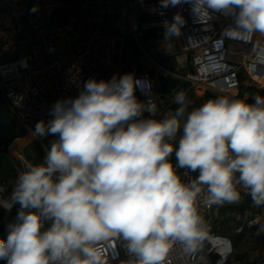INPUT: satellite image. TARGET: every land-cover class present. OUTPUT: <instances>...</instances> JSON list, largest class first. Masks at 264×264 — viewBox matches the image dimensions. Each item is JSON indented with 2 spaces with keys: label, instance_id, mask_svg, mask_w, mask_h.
Returning a JSON list of instances; mask_svg holds the SVG:
<instances>
[{
  "label": "clouds",
  "instance_id": "9594fccd",
  "mask_svg": "<svg viewBox=\"0 0 264 264\" xmlns=\"http://www.w3.org/2000/svg\"><path fill=\"white\" fill-rule=\"evenodd\" d=\"M185 3L201 22L231 17L223 31L232 39L264 36V0H160V7ZM185 24L177 12L163 22V38L179 37ZM137 89L149 94L151 83L134 73L89 79L78 96L55 102L51 120L36 123V137L57 139L42 163L19 173L3 205L8 212L18 205L0 238L5 264H106L99 245L112 239L124 242L126 264H165L175 245L194 253L207 238L202 193L208 206L247 195L264 208V98L219 96L187 111L180 91L175 113L158 120ZM178 169L197 175L185 181Z\"/></svg>",
  "mask_w": 264,
  "mask_h": 264
},
{
  "label": "built area",
  "instance_id": "2783aa9c",
  "mask_svg": "<svg viewBox=\"0 0 264 264\" xmlns=\"http://www.w3.org/2000/svg\"><path fill=\"white\" fill-rule=\"evenodd\" d=\"M0 0V93L11 118L24 131L23 144H16L18 152L10 154V161L21 173L26 161L21 157L23 147L39 143L45 154L49 147L45 142L57 136L36 137L33 134L39 121L51 120V109L58 100L75 98L89 79L110 80L114 75L134 73L137 79L151 83L149 94L136 90L140 101L156 106L157 119L169 112L170 94L159 104L155 96L152 72L170 76L189 83L188 89H202L216 96L233 97L242 78L264 81V36L256 34L249 41L230 38L224 33L231 17L213 13L210 22H201L192 12L190 4L162 9L160 0ZM65 11L66 19L60 24L54 21V11ZM181 13L186 24L181 35L174 37L173 51L152 57L138 34L160 28L165 20ZM131 37L141 55H132L125 61V43ZM163 38L149 39L158 42ZM147 40V41H149ZM146 42V41H144ZM159 58L168 59L163 64ZM186 89L183 92L186 93ZM145 113V117H148ZM17 154V155H16ZM175 164V162H173ZM185 181L195 178L194 173L178 169ZM0 185V208L4 211V223L0 238H6L5 225L14 216L3 206L10 202L4 197ZM207 193L200 197V211L205 217L209 232L202 247L194 253H185L175 245L165 264H226L233 254L230 238L223 232L220 209L227 205L206 203ZM247 195H243L245 197ZM264 222L262 214L235 228L236 233L248 231ZM106 264H126L130 259L121 239L100 242ZM251 264H264V256Z\"/></svg>",
  "mask_w": 264,
  "mask_h": 264
},
{
  "label": "trees",
  "instance_id": "16d2710c",
  "mask_svg": "<svg viewBox=\"0 0 264 264\" xmlns=\"http://www.w3.org/2000/svg\"><path fill=\"white\" fill-rule=\"evenodd\" d=\"M59 22L61 24L64 21L60 20ZM138 38L142 41H147L149 39L163 38V29L160 28L149 29L147 31L139 33ZM152 75L154 77V72H152ZM188 87H189V83L186 81H179L171 78L170 76H166L163 74H158L157 76V89L159 94L162 97H165V95L170 94V100L172 101H173V97L176 95L177 92L183 91L185 89L187 90ZM186 96L188 101H190L187 111H191L193 108L201 106L205 100L202 97H197L192 89H188L186 91ZM205 96L207 98L209 97L211 98L213 95L207 92ZM258 96L264 98V91L263 92L261 91L258 94ZM177 107L178 105L172 103L170 109L175 112ZM23 133H24L23 129L11 118L9 110L0 93V185L13 182L12 173L15 172V170L13 164L9 161V159L6 156L7 146L15 138L21 137ZM27 148L28 147L24 148V155L26 159L29 162H31L32 165L39 164V161L41 160L43 153L40 151L36 154V156L30 155ZM170 159L173 162H175L174 154ZM4 197L8 198L9 195L4 193ZM255 208L256 207L252 205L250 196L243 197L241 202L238 204H227L226 206L221 208L220 215L223 218V233L227 235L225 229H227L226 227L228 226L229 222H234L237 225L244 224V222L247 221V220L245 221V219L243 220L244 213L246 211H251ZM15 210H16V206H13L11 208L13 214H15ZM252 215L253 214H251V218L253 217ZM4 217H5L4 211L0 208V229L3 226ZM261 225H264V222H260L257 226L253 227L248 231L241 232L240 233L241 240H244L248 234L257 236L258 241L261 242L264 248V232L259 231ZM0 264H5V261L0 260Z\"/></svg>",
  "mask_w": 264,
  "mask_h": 264
},
{
  "label": "rangeland",
  "instance_id": "374dc122",
  "mask_svg": "<svg viewBox=\"0 0 264 264\" xmlns=\"http://www.w3.org/2000/svg\"><path fill=\"white\" fill-rule=\"evenodd\" d=\"M64 1L63 4L66 3L65 7H68L67 3L73 0H61ZM52 19L54 21H60V20H65L66 19V13L64 11L60 12V11H54L53 15H52ZM155 40H149L146 42H142L143 45L145 46L147 52L152 55V57L154 58H158L162 55V53L164 52H168V51H173L175 48V44H174V37L171 40H165L164 38L158 42H154ZM0 52H4V49L2 47V45H0ZM162 52V53H161ZM132 55H141L140 50L137 48L136 43L133 41V39L131 37H128L126 43H125V48H124V56H125V61H127L129 59L130 56ZM159 62L163 63V64H168L170 63V61L168 59H161L159 58ZM154 72V85H155V96L157 97V101L159 104L163 103L165 100H167L166 97H162L157 89V76L158 73L156 71ZM195 90V95L197 97H202L204 98L205 102L208 101L209 99H215L219 96H212L211 98H207L205 96L206 92L202 89H196ZM264 91V81L263 82H257V81H253L250 78H242L241 81V86L240 88L234 92L232 95L235 99H246L248 103H252L254 102V99L258 96V94L260 92ZM170 96V95H169ZM175 112L172 111L171 109L169 110V112H167L166 114H164L163 116H160L159 118H157L158 120L163 119L171 114H174ZM181 123H183V121H181ZM179 133L177 134V140L179 139ZM49 147H50V141H46L45 142ZM28 147V152L30 155H34L36 156V154L38 152H42V158L39 161L40 163H42L43 158H44V152L42 151V147L39 143L36 142H30L28 144H26L24 146V148ZM25 170V168H24ZM13 177L12 180L13 182L11 183H6L4 185H1L5 192H8L10 195L12 188L15 184L16 178H17V174L16 172L12 173ZM262 211L264 212V208H255L251 211H246L244 213L243 216V220L245 219V221L249 220L251 218V214H253L252 216H254L255 214H262ZM264 217V215H263ZM242 220V221H243ZM238 225L235 224L234 222H229L228 226L226 227L227 229V235L231 240L232 246H233V254L231 256V258H229L226 262V264H251L253 262H256L257 260H259L262 255L264 254V248L261 244L260 241H258L257 236H253V235H247L245 237L244 240H241L240 238V233H236L234 230ZM222 234H224L222 232Z\"/></svg>",
  "mask_w": 264,
  "mask_h": 264
},
{
  "label": "crops",
  "instance_id": "0c3cea01",
  "mask_svg": "<svg viewBox=\"0 0 264 264\" xmlns=\"http://www.w3.org/2000/svg\"><path fill=\"white\" fill-rule=\"evenodd\" d=\"M193 91L195 92V90L193 89ZM207 93V92H206ZM213 95V94H212ZM213 96H216V95H213ZM204 103H205V101H204ZM22 138V136L21 137H18V138H15L8 146H7V151H6V156H7V158L9 159V161H10V154H12V155H15L14 153H13V151H16V152H18V148H12V145H13V143L16 141V140H19V139H21ZM14 147V146H13ZM43 151V150H42ZM17 155V154H16ZM45 155V154H44ZM21 157L26 161V163L28 164V165H32L31 164V162H29L27 159H26V157H25V155H24V147H23V149H22V151H21ZM12 164H13V167H14V165L16 164V165H19V161L18 160H14V161H10ZM39 164H40V162H39ZM26 166L27 165H25V169H26ZM24 168H23V171H24ZM14 170H15V168H14ZM15 172H16V174L18 175V171H16L15 170ZM195 175H197L196 173H194ZM7 195L9 194L8 192H5ZM8 198H10V195H9V197ZM18 207V205H16V208ZM15 213H16V210H15ZM15 215V214H14ZM262 215H264V212L262 211ZM263 256H264V254H263Z\"/></svg>",
  "mask_w": 264,
  "mask_h": 264
},
{
  "label": "bare ground",
  "instance_id": "6f19581e",
  "mask_svg": "<svg viewBox=\"0 0 264 264\" xmlns=\"http://www.w3.org/2000/svg\"><path fill=\"white\" fill-rule=\"evenodd\" d=\"M27 141V137H24V138H21L19 140H16L13 145H12V148H15L16 144H20V145H23L25 142ZM14 146V147H13Z\"/></svg>",
  "mask_w": 264,
  "mask_h": 264
}]
</instances>
